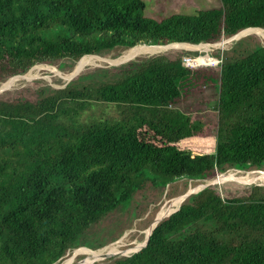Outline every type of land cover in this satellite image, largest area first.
<instances>
[{
    "label": "trees",
    "instance_id": "trees-1",
    "mask_svg": "<svg viewBox=\"0 0 264 264\" xmlns=\"http://www.w3.org/2000/svg\"><path fill=\"white\" fill-rule=\"evenodd\" d=\"M145 7L144 0H0V84L39 64L66 71L114 51L216 44L264 30V0H221L161 20L146 17ZM239 42L218 50L212 112L191 91L205 77L186 66L182 49L86 68L62 88L0 92V264H60L89 229L138 196L174 198L178 181L201 189V180L232 167H264V45ZM199 61L217 63L209 54ZM196 138L212 146L182 147ZM225 186L190 194L144 248L112 264H264V186Z\"/></svg>",
    "mask_w": 264,
    "mask_h": 264
},
{
    "label": "rangeland",
    "instance_id": "rangeland-1",
    "mask_svg": "<svg viewBox=\"0 0 264 264\" xmlns=\"http://www.w3.org/2000/svg\"><path fill=\"white\" fill-rule=\"evenodd\" d=\"M144 1L146 3V7L144 10L145 16L157 20L164 19L175 13L195 14L200 10H208L221 6V0H144ZM239 40H240L239 46L241 48H246L248 50H254L257 49L259 46L264 45V39H262L259 35L254 33L243 36ZM235 42L236 41L225 43V40L224 42L222 41L218 42L219 44L216 43L217 45L210 47L209 51H199L200 53H203L200 57L202 56L204 57L206 54H209L211 58L213 57V59L218 58L221 56V52H218V50L219 51L223 50L222 52L227 51L229 50V48L233 46ZM221 43L224 44L221 46L220 45ZM148 47H156V46H148ZM171 49H180V48H167L165 50L162 49L164 51L160 53H155V52L142 53L140 55H137L136 57H131V58H123L131 52V49L125 51H114L110 55L102 57V59H104L106 62L103 60L101 61L94 60L95 62L94 64L85 66L84 68L81 69V71H83L86 68L87 69L96 68V67L105 68L108 66H113L115 64L120 66L121 64H124L123 62L125 61L135 60V59L138 60V59H144V58L161 55L166 53L167 50L170 51ZM188 52L190 54L187 56L197 55L198 57L200 55L198 51L195 52L188 51ZM191 54H195V55H191ZM117 55H119V57H116ZM86 60L87 59L84 58L81 61H86ZM77 67L78 64L74 68L64 71L65 68L64 64L59 67H57V65L54 66L48 64L36 65L35 67L32 68L30 72L24 75L27 76L32 72V77H30V79L19 80L7 91L16 92L23 89L26 86H31L35 90L40 88L41 86H53L55 88H62L64 87L65 83H69L73 78H75L77 75L80 74L81 71L77 75H75L71 80L69 79L74 75L73 72ZM51 68L54 69L50 71ZM197 68L199 70L200 69L203 70L200 76L201 77L204 76L205 81H202V83L198 82V84L191 86L192 87L191 91L192 93L195 90L198 91L200 94L197 98V101L198 102L201 101V103H203L201 104V107L203 106L208 111L212 112L213 110L211 109V107H213L214 105V100L211 98H213V96L218 92V87H219L218 68L216 66H210V67L202 66ZM56 77H58L61 80L60 83L56 81L57 80ZM64 79H67L68 81ZM6 82L8 81L1 83L0 88L3 87L6 84ZM4 91L6 90H3L1 92ZM186 92L187 94L185 97L187 100H189L190 96L188 89H185V93ZM187 100L185 101L182 100V103L184 102V106L185 105L190 106V103L189 101L187 102ZM211 143L212 141L196 138V139L184 141L182 147H185L186 149H189L193 152H205L209 146L210 147L212 146ZM263 173H264V167L255 169L249 167L243 168V167L235 166L232 167L230 170H228L225 174H221L223 176L227 175L226 177H228L229 180L222 182L219 185H226L225 188H230L231 190L238 189L237 188L238 183L247 184L251 182L256 185L264 186V175H262ZM258 176L261 177L263 180H260ZM175 184L176 185H174L173 187L175 189L176 188L178 189L175 193L174 198L166 197V193H164L162 196H160L161 198L157 197L159 199H156L153 196H149L147 193L145 195H141L140 197L138 196V198L133 200L132 203L124 204L120 206L116 211L111 212L101 223L94 225L91 229H89L85 233L84 239L80 240L79 242V247H81V249L70 251L60 264H112L114 260L117 258L128 257L132 255V253H135L136 250H138L146 242L147 232L150 229V225H152L151 222L155 221L156 216L164 206H166V208L170 207L172 211H175L176 207L180 203L178 204V202L174 200L181 198L189 190H195V191L199 190L192 188L191 181L190 183H188V188L186 189L184 186V184L186 185L185 181H178ZM171 186L172 185H169L167 191L170 190ZM212 226L213 223L207 221V228H211ZM115 243L121 245L120 250L121 252H126V255L116 254L101 260H97L87 255L88 252L100 251L101 249L107 246L111 247L117 245ZM128 250H133V251L127 254Z\"/></svg>",
    "mask_w": 264,
    "mask_h": 264
},
{
    "label": "bare ground",
    "instance_id": "bare-ground-1",
    "mask_svg": "<svg viewBox=\"0 0 264 264\" xmlns=\"http://www.w3.org/2000/svg\"><path fill=\"white\" fill-rule=\"evenodd\" d=\"M251 33H254V34H257L259 35L262 39H264V30H261V29H249V30H245L240 36H238L237 38L239 37H243V36H246L248 34H251ZM228 41H225V43H227ZM219 44V43H218ZM224 43H221L220 45L222 46ZM144 47V46H143ZM143 47H140V48H132L131 49V52L123 57V58H131V57H136L137 55H140L142 53H160L162 51H164L165 49L167 48H180V49H186V50H199V49H204V50H210V46L209 45H200V46H190V45H180V47L178 46V44H175V45H171V46H156V47H148V46H145L144 48ZM219 47V46H218ZM164 49V50H162ZM94 60H98V61H105L104 59L102 58H97V59H87L86 61H80V63H78V69H82L84 68L85 66L87 65H92L94 64ZM108 60V59H107ZM106 62V61H105ZM116 62V61H115ZM44 66V65H43ZM102 66V65H101ZM37 68V67H36ZM41 68V66H40ZM44 68V67H43ZM46 69V68H45ZM54 69V68H51L50 71ZM55 71V70H54ZM35 72V71H34ZM58 72V71H57ZM56 73V72H55ZM38 75V74H36ZM30 77H32V72L27 75V76H22V77H19V78H16V79H12V80H9L8 82H6V84L3 86L5 88V90H9L16 82H18L19 80L21 79H30ZM29 81V80H28ZM17 86V85H16ZM3 91V90H2ZM264 175V173L262 174ZM261 175V176H262ZM253 177V176H251ZM259 177V176H258ZM241 178V177H240ZM260 180H263L261 177H259ZM243 179V178H242ZM227 181V179H223V178H220L218 180V184L222 183V182H225ZM179 198V197H178ZM177 199V198H176ZM174 201H177L178 202V206L176 207V209L179 208V206L182 204L181 202L185 201L184 199V196H182L181 198L177 199V200H174ZM174 211H172V209L169 207V208H166V206H164L162 208V210L158 213V215L156 216V219H155V224L158 223L160 220L164 219L165 217L169 216L170 214H172ZM154 224V223H153ZM152 224V225H153ZM152 225L150 226V229L149 231L147 232V236H149L151 234V227ZM128 235V234H127ZM146 236V237H147ZM126 237V236H125ZM123 240V239H122ZM122 243V242H120ZM117 244V243H115ZM144 245V244H143ZM142 245V246H143ZM141 246V247H142ZM140 247V248H141ZM121 248V245H115V246H111V247H105L103 249H101L100 251H94V252H88L87 255L89 257H93L97 260H101V259H104L106 257H109V256H113V255H116V254H121V255H126V252H121L120 250ZM139 248V249H140ZM138 249V250H139ZM133 250H128L127 254L129 252H132ZM137 251V250H136ZM88 260V259H87Z\"/></svg>",
    "mask_w": 264,
    "mask_h": 264
},
{
    "label": "water",
    "instance_id": "water-1",
    "mask_svg": "<svg viewBox=\"0 0 264 264\" xmlns=\"http://www.w3.org/2000/svg\"><path fill=\"white\" fill-rule=\"evenodd\" d=\"M249 29H259V28H249ZM249 29H247V30H249ZM261 30H263V29H261ZM244 32V31H243ZM243 32H240V33H238L237 35H235V36H233V37H231V38H229V39H227V40H225V41H228V42H233V41H237V40H239L241 37H239V38H237L238 36H240ZM222 42H224V41H222ZM180 45H190V46H200V45H211V44H207V43H204V44H198V45H191V44H188V43H179L178 44V46L180 47ZM213 45H217V44H213ZM168 46H171V45H168ZM93 57H95V56H93ZM102 58V57H101ZM83 59V58H82ZM81 59V60H82ZM80 60V61H81ZM80 61L78 62V63H80ZM119 63H122V62H119ZM81 71V69H78V68H76L75 69V71L73 72L74 73V75L72 76V77H70L69 79L71 80L75 75H77L79 72ZM2 90H5V88L4 87H1L0 88V92L2 91ZM227 176V175H226ZM226 176H223V175H218V176H216L215 178H213V179H210V180H202L203 182H204V186L201 188V189H199V190H189L185 195H184V199H186L190 194H193V193H197V192H199V191H201V190H203L204 188H206V187H208V186H212V185H215V184H218L217 182H218V180L220 179V178H223V179H227V180H229V178L228 177H226ZM179 209V208H178ZM177 209V210H178ZM176 210V211H177ZM162 220H160L158 223H156L155 224V221L153 222L154 224L152 225V227H151V234L153 233V231L155 230V228L157 227V225L161 222ZM151 234L149 235V236H147L146 237V242L144 243V245L140 248V249H142V248H144L146 245H147V243L149 242V238H150V236H151ZM139 249V250H140Z\"/></svg>",
    "mask_w": 264,
    "mask_h": 264
},
{
    "label": "built area",
    "instance_id": "built-area-1",
    "mask_svg": "<svg viewBox=\"0 0 264 264\" xmlns=\"http://www.w3.org/2000/svg\"><path fill=\"white\" fill-rule=\"evenodd\" d=\"M210 47L214 46V45H209ZM203 57V56H202ZM199 59H201L200 56L195 57V56H185L184 57V63L186 64V66L188 67H192V68H197V67H206L208 66L207 64H201V62L199 61ZM217 60V59H216ZM220 63V60H217L216 64H211V66H217Z\"/></svg>",
    "mask_w": 264,
    "mask_h": 264
},
{
    "label": "clouds",
    "instance_id": "clouds-1",
    "mask_svg": "<svg viewBox=\"0 0 264 264\" xmlns=\"http://www.w3.org/2000/svg\"><path fill=\"white\" fill-rule=\"evenodd\" d=\"M201 44H204V43H201ZM207 44H209V43H207ZM173 45H175V44H173ZM191 45H193V44H191ZM213 45V44H212ZM182 50H185V49H182ZM185 51H192V52H195L196 50H185ZM200 50H198V52H199ZM200 53V52H199ZM203 53H200V55L199 56H201ZM195 57H197V55L195 56ZM213 58V57H212ZM214 59H217V60H219L218 58H214ZM129 61V60H128ZM126 62V61H125ZM211 66V64L210 65H208V66H206V67H210ZM207 181V180H206ZM200 182H202L203 184H204V182L201 180ZM180 207V206H179ZM177 210V209H176ZM176 210L173 212V213H175L176 212ZM172 213V214H173ZM171 215V214H170ZM151 223H153V222H151ZM151 226V225H150ZM77 250H79V249H77ZM133 254V253H132Z\"/></svg>",
    "mask_w": 264,
    "mask_h": 264
}]
</instances>
